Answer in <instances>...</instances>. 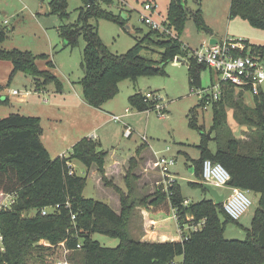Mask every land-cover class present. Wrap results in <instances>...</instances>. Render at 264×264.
<instances>
[{
	"label": "trees",
	"instance_id": "1",
	"mask_svg": "<svg viewBox=\"0 0 264 264\" xmlns=\"http://www.w3.org/2000/svg\"><path fill=\"white\" fill-rule=\"evenodd\" d=\"M81 1L84 8L78 10L76 24L63 25L58 28V32L68 47L77 46L81 36L85 40L81 63L83 76L79 84L82 87V99L88 106L100 109L118 93V85L122 80L165 75L168 62L187 56V50L177 39L151 29L126 53L111 54L99 38L97 26L90 21L102 19L122 27L125 21L121 16H114L100 8L97 0ZM67 2L51 0L49 14L67 18ZM188 15H191L199 30L211 33L199 10L190 13L171 0L168 20L179 34ZM229 17H239L250 26L264 30V0H230ZM13 30L14 27H0V45L7 33ZM151 46L160 50V61H152L142 55ZM251 54H260L264 60V47L252 48ZM38 59L47 60L48 57L0 48V61L12 64V75L21 72L39 79L40 84L35 93L52 83L56 92L60 93V82L50 72L37 68L35 61ZM185 63L191 89L201 87L200 73L207 69L206 66L196 63L192 57H188ZM47 66L53 68L52 62L48 61ZM234 90L230 85H223L220 99L210 105L213 118L209 134L215 132L214 138H208L203 128L197 127L194 109L189 111L187 118L189 127L198 130L201 135L198 146L200 157L193 161L200 165V177L194 172L200 182L202 164L210 160L228 172V186L259 194L258 207L252 217L251 227L246 230L244 241L224 238L225 225L237 221L225 214L222 203L203 200L185 207L177 184L171 188L169 197L164 192L154 193L150 204L159 208L168 200L170 207L175 210L180 230L183 229L186 214L192 217L194 225L203 220L201 227L196 231L189 230L186 234L181 232L180 241L148 243L131 239L127 223L135 202L130 192L125 195L114 189L119 194L120 202V213L116 214L107 204L82 196L86 177L76 175L71 166L73 160L81 162L87 169L94 165L101 181L109 187L110 184L104 180L107 151L101 149V144L91 138H82L72 146L69 156L51 159L41 142L43 130L40 118L11 114L0 120V196L12 197L9 207L0 208V264H25L26 257L32 254L34 245L40 240H45L51 246L64 242L70 251L80 247L83 264H264V92L252 96V118L247 116L251 111L248 107L241 102L234 104V107L243 111L245 121L255 125L258 130L255 138L252 136L246 141H236L229 137L230 132L224 121L225 106L222 103L223 96L230 100ZM6 101L0 100V104ZM158 101V97L147 100L142 93H135L128 98L130 107L138 112L154 111ZM198 105L203 108L204 103L199 101ZM208 141L214 142L215 152L208 149ZM142 148L146 146L141 145L137 153ZM201 186L203 188L202 182ZM55 206L59 207L42 215V209ZM28 211H35V214L22 216L23 212ZM94 234L116 238L119 243L115 248L103 247L91 238ZM42 248L49 250L46 246ZM178 257L182 258L181 262L175 261Z\"/></svg>",
	"mask_w": 264,
	"mask_h": 264
},
{
	"label": "rangeland",
	"instance_id": "2",
	"mask_svg": "<svg viewBox=\"0 0 264 264\" xmlns=\"http://www.w3.org/2000/svg\"><path fill=\"white\" fill-rule=\"evenodd\" d=\"M50 1L0 0V27L7 29L14 27L12 32L7 33L0 48L5 51L29 52L34 56L46 55L47 60L38 59L35 61L37 68L50 72L57 78L62 86L61 92L64 96L70 93L71 96L82 97V87L79 82L83 76L81 63L85 40L81 36L77 46H65V41L59 36L58 28L63 25L76 24L78 10L84 8V5L81 0H68L66 9L68 17L59 18L57 15L49 14ZM97 1L100 8L114 16L123 18L124 14L126 24L123 27L102 19L90 21L92 25L97 26L99 38L111 54L126 53L149 33L150 28L141 21L142 17L147 14L152 20L164 26L171 38L177 39L186 48L196 49L209 41V34L196 27L191 15L187 16L180 34L170 25L168 14L171 0ZM183 2L188 12L200 11L204 23L212 30L217 39L232 38L244 41L248 53L252 48L264 47V30L250 26L239 17L233 19L229 17L230 0H183ZM146 3L155 7L152 12L147 13L143 10ZM4 21L8 23L3 25ZM126 27L129 28V31L125 30ZM166 36L169 37V35ZM152 39L156 40L155 37ZM184 50L186 51L185 48ZM159 51L151 46L144 50L142 55L149 60L160 61ZM188 57L190 54L187 51V56L182 59L183 63L168 62L165 66V75L122 80L118 85V93L102 106V110L109 115L100 112L97 117H94L93 113L83 115L79 111L67 108L66 105L63 107L61 105L64 101L63 96L56 92L53 83L45 86V91L34 93L40 84L39 79L21 72L12 75V64L0 61V100L3 102L7 100L6 103L0 104V120L11 114L41 116L44 128L43 141L50 148V156L53 158L60 155L61 152L64 156H69L71 145L84 137L83 130L93 133L91 136L94 137L101 135L103 137L101 149L107 151L104 161V180L110 185L107 187L101 181V176L94 165L88 169V172L81 162L73 160V169L76 175L86 177L82 196L105 203L116 212L115 209L118 205L120 208V202L119 194L114 189H118L125 195L130 192L131 198L135 202L127 223L130 238L138 239L136 237L140 228L139 210L137 209H144L162 213V218L159 219L156 226L157 229L162 228L163 233H167L169 238L168 240L163 239L164 242L180 241L181 234L172 217L173 208L170 207L169 201L166 200L159 208L152 206L150 201L154 193H163L160 186L157 185L161 177L153 167V162L160 157H169L174 160L170 170L180 189L183 206L187 207L211 199L210 194L202 188L200 178L198 179L194 175L196 172L200 177V165L193 161L200 157L198 146L201 142V135L198 130L189 127L187 116L189 111L194 109L197 127H202L203 132L206 135L209 134L213 111L210 106L205 109L199 107L200 99L197 93L201 90L199 88L207 89L211 86L215 81V74L208 68L202 70L200 73L201 87L191 89L185 63ZM48 61L52 62L53 68L47 66ZM261 89L264 92V85ZM12 91H16L18 95H12ZM27 91H32V94L24 97ZM147 92L156 94L159 99L157 104H160L162 112L156 110L138 112L130 107L128 98L131 95ZM226 98L223 96L222 103L225 106L224 121L230 132L229 137L236 141H246L252 136L255 138L258 133L255 125L247 123L243 111L234 107V104L241 102L251 110L247 116L252 118L254 108L252 96L245 91L235 89L231 99L227 100L228 98ZM20 99H24V102L20 103ZM126 109L129 114L122 121L132 129V135L129 138L123 136L124 123L111 120V115L123 116ZM58 119L60 121H55ZM96 125L99 127L88 130ZM210 137L214 138L215 132ZM143 144L150 150L155 160L149 155L146 148L140 149L137 153ZM207 147L211 152H215L213 141H208ZM121 162L122 167L118 168L121 170L119 172L114 165L118 166ZM216 190L221 192L218 188ZM245 196L251 201V206L237 222H228L225 225L224 238L226 240L244 241L246 238L245 229L251 227V219L258 207L259 196L254 192L246 191ZM144 198L146 200L140 204V200ZM8 203H10V198L0 197V205ZM34 214L35 211H28L23 212L22 216L30 217ZM183 226L185 229L195 226L192 217L188 214L184 218ZM184 233L186 234L188 231ZM170 237H176L177 240ZM91 238L107 248H114L119 243L118 239L101 234H94ZM42 246L49 247V250L43 249ZM79 248L76 251H70L65 247L64 242L51 246L45 240H40L34 245L32 254L26 257L25 264H83V251Z\"/></svg>",
	"mask_w": 264,
	"mask_h": 264
},
{
	"label": "built area",
	"instance_id": "3",
	"mask_svg": "<svg viewBox=\"0 0 264 264\" xmlns=\"http://www.w3.org/2000/svg\"><path fill=\"white\" fill-rule=\"evenodd\" d=\"M154 8L155 7L150 3H146L143 6V10L147 13L152 12ZM141 21L151 30L159 31L170 36L167 29L152 20L148 14L143 16ZM7 23V21H4L2 24L6 25ZM183 47L189 52L190 57H192L196 63L206 66V68L215 74V81H213L209 88H199L201 90L196 89L199 90L197 93L198 98L204 103L203 109L209 107L212 102L220 99L223 85H230L234 89L245 91L250 96H255L263 92L261 88L264 85V60L260 54L248 53L244 41L225 38L216 41L215 44H210L209 42L203 43L196 49L186 48V46ZM11 94L18 95L16 91H12ZM143 95L147 100H155L157 98L156 94L152 92H147ZM154 110L163 111L160 104H156ZM125 113L128 114V110H126ZM160 116L163 115L160 114ZM111 120L120 123L122 122V117L112 115ZM131 135L132 129L124 124L123 136L129 138ZM90 138L93 139L95 137L91 136ZM173 163L174 160L169 157H160L153 162V167L158 171L161 177L157 185L160 186L159 188L167 197L172 194L171 188L177 183L175 176L170 170ZM229 180L230 176L228 172L220 164L212 163L210 160H205L203 162L201 182L211 185L213 188L229 189L228 196L222 202L223 211L231 220L238 221L251 206V201L245 196V191L228 186ZM7 197L10 198V203L1 204L0 208L9 207L12 203V197L9 195ZM58 207L59 206L44 208L41 213L42 215H46L47 212L53 211ZM172 217L177 221L174 209H172ZM73 219L74 216H72V220ZM203 222L202 220L199 224L190 229L187 228L188 231L198 230ZM1 239L0 235V242Z\"/></svg>",
	"mask_w": 264,
	"mask_h": 264
},
{
	"label": "crops",
	"instance_id": "4",
	"mask_svg": "<svg viewBox=\"0 0 264 264\" xmlns=\"http://www.w3.org/2000/svg\"><path fill=\"white\" fill-rule=\"evenodd\" d=\"M222 39H225V38H219V39H217L215 36H214V34L212 33V30H211V33L208 35V42L210 43L211 42V40H216V41H219V40H222ZM230 39H232V38H230ZM43 91H45L44 89L42 90V92ZM35 93V92H34ZM32 94V91H27L26 93H25V95H24V97H27V96H30ZM60 94H62V95H60V96H63V104H61L63 107L66 105L67 106V108H69V109H72V110H76V111H79L81 114H83V115H85V114H94V117H97V115H99V113L100 112H103L104 114H106V115H109V113L107 114L106 113V111H103L102 110V107L100 108V109H95V108H92V107H90V106H88L85 102H84V100L82 99V97H78V95H74V96H71V94L69 93V94H66L65 96H64V94L62 93V92H60ZM62 99V98H61ZM19 102L20 103H23L24 102V99H20L19 100ZM127 110V109H126ZM125 110V111H126ZM93 111V112H92ZM128 114H129V111H128ZM128 114H126V113H124V115L123 116H121L122 117V120H123V118L126 116L127 117V115ZM112 116V115H111ZM35 117V116H34ZM37 117V116H36ZM39 118H40V120H41V126H42V117L41 116H38ZM47 118V117H46ZM48 119V118H47ZM55 121H60V119H58V120H55ZM95 121H96V118H95ZM123 122V121H122ZM124 124H125V122H123ZM127 125V124H126ZM97 127H99L98 125H96V126H93V127H90L88 130H93V128H97ZM100 129V128H99ZM42 130H43V132H42V136H41V142H42V144L44 145V147L46 148V150L48 151V153H49V155H50V148L47 146V144L46 143H44V141H43V138H44V128L42 127ZM85 132V133H84ZM82 134H83V136L84 137H82V138H90L91 137V134H93V133H90V132H88V131H84L83 130V132H82ZM84 134H86V135H84ZM81 138V139H82ZM102 138L103 137H101V135H99V136H95V138H94V140H96V141H98L100 144H102L101 143V140H102ZM80 140V139H79ZM78 140V141H79ZM75 144V143H74ZM73 144V145H74ZM50 145H52V144H50ZM73 145H71V148H72V146ZM146 151H148V153H149V155L153 158V160H155L154 159V157H153V155L151 154V152H150V150L148 149V148H146ZM62 153V152H61ZM61 153H59L60 155H58L57 157H61V156H64V154H61ZM50 158L51 159H54V158H56V157H51L50 156ZM122 162L118 165V166H116V165H114V167H116L117 169L119 168L120 169V166L122 167ZM71 166H72V168H74V165H73V163L71 162ZM111 169V168H110ZM110 169H107V170H109L110 171ZM118 169V170H119ZM87 171L89 172V170L87 169ZM121 170H119V172H120ZM75 172V171H74ZM76 173V172H75ZM111 174V173H110ZM216 189V188H215ZM219 190H221V192L220 191H218V190H216L217 192H218V194L219 195H222L223 197H224V199L228 196V194H229V189L228 188H218ZM8 195H1L0 197H7ZM258 196H259V194H258ZM223 199V200H224ZM207 200H212V199H207ZM118 201V200H117ZM213 201V200H212ZM214 202V201H213ZM119 204V203H118ZM117 205V204H116ZM1 206V205H0ZM119 205L117 206V208L115 209V210H117L116 212H117V214H119L120 213V211H119ZM137 210H139V213H138V221H139V234L137 235V237L136 238H138V239H136V241H139V242H148V243H163L164 242V240L163 239H165V240H168V236H167V233H163L164 231H163V229L162 228H158L157 229V224H158V221H159V219L160 218H162V213L161 212H159V211H154V212H151L150 210H144V209H137ZM115 212V213H116ZM254 215V214H253ZM252 220V219H251ZM152 223H154V224H152ZM183 229L182 230H180L179 229V227H178V230H179V232L181 231L182 233H184V232H186V231H188V229H185V227L183 226L182 227ZM247 229H249V228H246L245 229V233H246V230ZM185 230V231H184ZM181 232H180V234H181ZM170 238H172L173 240H177V238L176 237H170ZM132 239V238H131ZM134 240V239H133ZM169 240H171V239H169ZM115 248V247H114ZM181 260H182V258L180 257V258H176V262H181Z\"/></svg>",
	"mask_w": 264,
	"mask_h": 264
},
{
	"label": "water",
	"instance_id": "5",
	"mask_svg": "<svg viewBox=\"0 0 264 264\" xmlns=\"http://www.w3.org/2000/svg\"><path fill=\"white\" fill-rule=\"evenodd\" d=\"M175 3L180 7V8H184V2L183 0H174ZM124 20V14H123V18ZM125 30L129 31V28L126 27ZM216 40H211L210 44H215ZM176 63H183L184 61H182L181 58H176L174 60ZM208 138H210V135H207ZM203 188L206 190V192H208L211 196V199L214 201L215 204H221L223 202L224 197L222 195H219L218 192L216 191L215 188H213L211 185L208 184H203Z\"/></svg>",
	"mask_w": 264,
	"mask_h": 264
}]
</instances>
